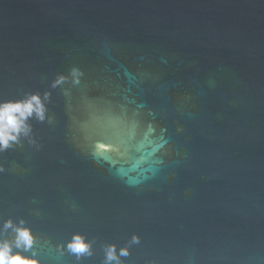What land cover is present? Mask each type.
<instances>
[{
  "label": "water",
  "instance_id": "obj_1",
  "mask_svg": "<svg viewBox=\"0 0 264 264\" xmlns=\"http://www.w3.org/2000/svg\"><path fill=\"white\" fill-rule=\"evenodd\" d=\"M31 95L0 148L13 252L264 264V0H0V103Z\"/></svg>",
  "mask_w": 264,
  "mask_h": 264
},
{
  "label": "clouds",
  "instance_id": "obj_2",
  "mask_svg": "<svg viewBox=\"0 0 264 264\" xmlns=\"http://www.w3.org/2000/svg\"><path fill=\"white\" fill-rule=\"evenodd\" d=\"M33 113L38 119L44 118L43 105L37 95H31L23 101L0 103V148L7 146L9 140L17 139L20 133L27 134L29 129L25 121ZM20 225L14 226L11 221L4 223L5 229H13L15 237L12 241L0 240V264H38L35 258L23 256L20 252H13V247L24 248L26 251L33 244V237L29 229L22 226L23 221L20 222ZM68 248L78 257L80 253L89 251V245L79 235L73 237ZM121 254L127 255V250L121 249ZM110 261L120 264L112 246L106 249L105 264Z\"/></svg>",
  "mask_w": 264,
  "mask_h": 264
}]
</instances>
